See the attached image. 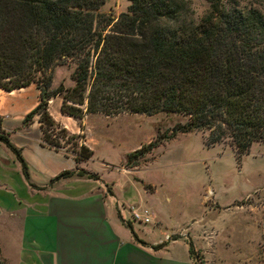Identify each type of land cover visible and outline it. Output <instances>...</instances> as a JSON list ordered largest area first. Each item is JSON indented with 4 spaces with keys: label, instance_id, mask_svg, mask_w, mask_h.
<instances>
[{
    "label": "trees",
    "instance_id": "trees-1",
    "mask_svg": "<svg viewBox=\"0 0 264 264\" xmlns=\"http://www.w3.org/2000/svg\"><path fill=\"white\" fill-rule=\"evenodd\" d=\"M127 1L126 11L112 18L98 13L105 0H0V89L35 85L37 102L21 122L37 116L41 144L58 150L55 127L62 139L76 138L47 112L54 97L61 115L78 120L94 113L185 118L168 135L128 152L127 168L176 133L205 132V145L227 144L236 160L264 142V0H202L200 16L187 0ZM57 65L71 68L72 86L52 87ZM0 144L26 177L1 116ZM74 145L75 165L91 158L85 144ZM72 173L97 178L75 167L50 182Z\"/></svg>",
    "mask_w": 264,
    "mask_h": 264
},
{
    "label": "crops",
    "instance_id": "crops-1",
    "mask_svg": "<svg viewBox=\"0 0 264 264\" xmlns=\"http://www.w3.org/2000/svg\"><path fill=\"white\" fill-rule=\"evenodd\" d=\"M16 91L0 89V116L11 144L20 149L27 176L15 156L0 144L3 258L12 264H194L188 243L206 248L202 231L210 221L189 215L183 225L182 216L163 205L170 197L160 199L156 185L137 178V168L120 165L127 175L126 184L115 190L100 172L75 165L71 154L41 144L39 133L31 135L30 124L4 126L15 122L7 120L6 114L11 111L9 98ZM51 117L70 126V120L60 121L52 113ZM75 167L97 178L72 173L50 182ZM111 168L103 164V169ZM130 208L146 209L149 222L128 220ZM165 235L172 239L164 240Z\"/></svg>",
    "mask_w": 264,
    "mask_h": 264
},
{
    "label": "rangeland",
    "instance_id": "rangeland-1",
    "mask_svg": "<svg viewBox=\"0 0 264 264\" xmlns=\"http://www.w3.org/2000/svg\"><path fill=\"white\" fill-rule=\"evenodd\" d=\"M187 1L195 16H200L203 1ZM128 4L127 0H105L98 13L116 18L126 11ZM70 72L71 68L67 66H55L52 87L60 82L72 86ZM37 97L34 84L18 89L9 98L11 111L6 114L7 120L15 122L4 126L28 127L30 124L31 135L39 133L41 141L44 127L36 115L25 124L21 122L27 112L24 111L35 105ZM59 104L58 97L52 98L47 112L50 116L52 113L60 117V121L70 120V126L65 127L67 134H76V138L62 139L63 132L55 127L56 136H52V140L58 141L59 150L72 156V150L76 148L74 142L85 144L92 150V156L79 164L100 172L105 180L112 181L115 190H121L126 184L127 175L118 168L120 165L125 167V155L152 141L156 135H168L185 119L179 114L157 112L108 116L94 113L85 114L78 120L61 115ZM204 136L205 132L199 131L176 133L174 137L161 141L136 161L133 168L138 169L137 178L156 185L160 199L164 195L170 197L169 201H163V205L170 213L181 215L183 225L189 222V215L210 221L207 230L213 235L211 244L204 249L198 247L200 245L193 248L196 254L194 263L264 264V142L252 143L248 152L236 160L234 151L227 144L207 146ZM103 164L112 168L105 170ZM0 263L12 264L1 253Z\"/></svg>",
    "mask_w": 264,
    "mask_h": 264
},
{
    "label": "built area",
    "instance_id": "built-area-1",
    "mask_svg": "<svg viewBox=\"0 0 264 264\" xmlns=\"http://www.w3.org/2000/svg\"><path fill=\"white\" fill-rule=\"evenodd\" d=\"M129 213H130L131 220L142 222L143 224L149 222V214H148V211L146 209L136 210L134 208H130ZM212 236L213 235H212L211 231H208L207 229L202 231V237L204 238L207 246H209L211 244ZM171 239L172 238L170 235H165V237H164V240H166V241L171 240ZM194 264H196V263H194Z\"/></svg>",
    "mask_w": 264,
    "mask_h": 264
}]
</instances>
